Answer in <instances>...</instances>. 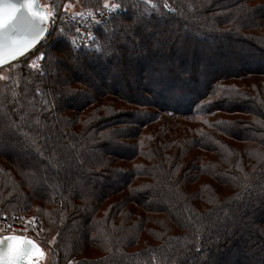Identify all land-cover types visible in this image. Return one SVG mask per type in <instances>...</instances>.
Here are the masks:
<instances>
[{"label": "trees", "instance_id": "trees-1", "mask_svg": "<svg viewBox=\"0 0 264 264\" xmlns=\"http://www.w3.org/2000/svg\"><path fill=\"white\" fill-rule=\"evenodd\" d=\"M65 1L120 13L4 67L0 218L37 212L50 264H264V0Z\"/></svg>", "mask_w": 264, "mask_h": 264}, {"label": "water", "instance_id": "water-1", "mask_svg": "<svg viewBox=\"0 0 264 264\" xmlns=\"http://www.w3.org/2000/svg\"><path fill=\"white\" fill-rule=\"evenodd\" d=\"M50 11L41 0H0V68L33 51L47 35ZM46 251L21 234L0 236V264H38Z\"/></svg>", "mask_w": 264, "mask_h": 264}, {"label": "built area", "instance_id": "built-area-1", "mask_svg": "<svg viewBox=\"0 0 264 264\" xmlns=\"http://www.w3.org/2000/svg\"><path fill=\"white\" fill-rule=\"evenodd\" d=\"M163 1L167 10L170 11L172 9L171 2L168 0ZM117 13H120V9L113 4H107L98 10L79 9L64 11V7L62 6L61 9L50 10L47 35L55 31L62 33L72 31V40L77 47L82 45H89L91 47L96 39L95 27ZM44 55L45 52L40 56L39 64H41ZM42 228L40 217L26 212L21 214L5 213L0 218V236L13 233L36 239V235L41 232Z\"/></svg>", "mask_w": 264, "mask_h": 264}, {"label": "rangeland", "instance_id": "rangeland-1", "mask_svg": "<svg viewBox=\"0 0 264 264\" xmlns=\"http://www.w3.org/2000/svg\"><path fill=\"white\" fill-rule=\"evenodd\" d=\"M42 2L44 3V5H47L49 8H50V2H49V0H42ZM63 7H64V11H71V10H79V9H82L80 6H79V4H77V3H70V2H64V4H63ZM51 42V40L49 39V40H47V41H45V43L43 44V46L42 47H37L35 50H33V51H31L30 53H33L34 55L33 56H31V60H35V59H37L38 61V63H39V61H40V59H38V58H40V56H42V53L44 52V48L45 47H47V45L49 44ZM42 43V42H41ZM40 43V44H41ZM37 49H41V50H37ZM36 51V52H35ZM35 52V53H34ZM29 53V54H30ZM28 54L27 55H25L24 57H22L20 60H18V61H16V62H14V63H19V62H21V60L23 59V60H26V59H30V58H28ZM206 60H205V62L207 61V60H209V56H207L206 55ZM14 63H12V64H14ZM225 64H226V62H221V63H217V62H215V63H213V65L211 66V67H209V69H208V71L209 72H217V71H224L225 69H224V67H225ZM264 64V62H263V60H260V59H257V60H253V62H247V61H245L243 64H241L240 66H239V68L241 69V68H245V67H252V66H260V65H263ZM11 65V64H10ZM6 67V66H5ZM153 67V66H152ZM4 68V67H3ZM187 68L188 67H185L184 68V71L185 70H187ZM143 69V72H144V74H146V75H149V73H153L154 74V72L151 70V66L149 67V68H145V71H144V68H142ZM153 69H154V67H153ZM5 72H7V69H2V68H0V74L1 73H5ZM101 77L103 78H107L108 76H107V74L106 73H101ZM138 79H139V81H142V78H141V80H140V77H138ZM205 82L204 81H202V80H200L199 82H196V86H198L199 87V90L198 91H200L203 87H204V84ZM144 85H149L148 83H144ZM119 89H121V85H118L117 86ZM163 90L162 89H158L157 90V88H156V90H155V93L157 94V97L159 96V94H160V92H162ZM164 92V91H163ZM135 94L136 95H141L140 94V92L139 91H137V92H135ZM167 95H168V93H166ZM172 95V94H171ZM190 96V97H189ZM193 95L191 94V95H182V96H177V99H179L180 101H184V102H186V103H188L189 101H190V98L192 97ZM169 97V96H168ZM166 100H167V97H166ZM263 210H261L260 212H262ZM30 211H28V212H26V213H28V214H30V215H34V216H37V217H39V214L37 213V212H34V211H31L30 213H29ZM263 213H264V211H263ZM43 232H44V228H42V230H41V232L39 233V234H37L36 235V238H41V236L43 235ZM262 257H264V255H261ZM238 257V253H234L232 256H231V258H233V259H230L229 260V264H240V263H242L241 261H239V259H236ZM50 259H52L50 256H49V254H48V256L47 257H42V258H40V259H38V263L39 264H50ZM67 264H77V259H75V258H73L72 260H70ZM228 264V263H227Z\"/></svg>", "mask_w": 264, "mask_h": 264}, {"label": "flooded vegetation", "instance_id": "flooded-vegetation-1", "mask_svg": "<svg viewBox=\"0 0 264 264\" xmlns=\"http://www.w3.org/2000/svg\"><path fill=\"white\" fill-rule=\"evenodd\" d=\"M39 264V263H38Z\"/></svg>", "mask_w": 264, "mask_h": 264}]
</instances>
